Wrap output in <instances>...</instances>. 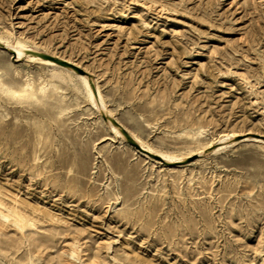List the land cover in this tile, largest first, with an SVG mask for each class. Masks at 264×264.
Instances as JSON below:
<instances>
[{
    "label": "rangeland",
    "instance_id": "rangeland-1",
    "mask_svg": "<svg viewBox=\"0 0 264 264\" xmlns=\"http://www.w3.org/2000/svg\"><path fill=\"white\" fill-rule=\"evenodd\" d=\"M0 37L176 160L0 46V264H264V142L213 152L264 140V0H0Z\"/></svg>",
    "mask_w": 264,
    "mask_h": 264
},
{
    "label": "bare ground",
    "instance_id": "bare-ground-1",
    "mask_svg": "<svg viewBox=\"0 0 264 264\" xmlns=\"http://www.w3.org/2000/svg\"><path fill=\"white\" fill-rule=\"evenodd\" d=\"M0 46H3L4 48L11 51L12 53H15L17 55V59H20V58L22 59L24 57L28 61H32L35 63H40V64H44V65L52 67V69H54L56 71V74H58V75L66 73L71 77H73V76L77 77L81 81V83L83 84L89 100L92 102V104H94V106L98 107V109L101 111L102 115L104 116L106 122L110 125L112 131L118 137H120L123 141H126L138 153H141L143 156H145L147 158H151L156 162L161 163L162 161L163 162H175L176 161L174 156L154 150L151 146H149L146 143H144L143 141H141L134 134L129 133L122 126V124L120 122H118V120H116L111 115V113L107 109L98 85L95 83H94L95 84L94 85L92 83L90 76L84 75V74H79L77 72L76 68L72 66V64H74V63H72V64L70 63L71 61H66L65 59L64 60L60 59L59 57H55V55L52 56V55L44 54V53H42V52H40L34 48L28 47L26 44H23L20 41L16 42L15 44H12L9 42H4L1 40V37H0ZM24 91H25L24 89L23 90H13L11 96L12 97L22 96L24 94ZM229 137L231 138L230 141H228L229 139L221 140L218 143V145L213 149V152H218L222 149L228 148L229 145L232 146V145H236V144H239V143H242L245 141H250V140L254 141V142H264V140H262L261 138L256 137V136H244V137H241L239 139H237L236 137H231L230 135H229ZM210 146H212V145L210 144ZM154 157H156V158H154ZM157 158L159 160H157ZM179 161H181V160H179ZM1 215L4 217L6 216L3 213H1Z\"/></svg>",
    "mask_w": 264,
    "mask_h": 264
}]
</instances>
